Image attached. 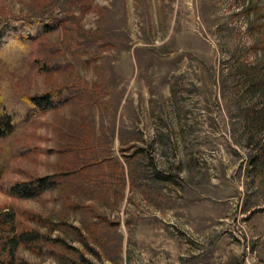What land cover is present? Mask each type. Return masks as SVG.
I'll return each mask as SVG.
<instances>
[{"label":"rangeland","instance_id":"1","mask_svg":"<svg viewBox=\"0 0 264 264\" xmlns=\"http://www.w3.org/2000/svg\"><path fill=\"white\" fill-rule=\"evenodd\" d=\"M0 16L32 39L0 86L67 94L1 124L0 264H264V0H0Z\"/></svg>","mask_w":264,"mask_h":264},{"label":"trees","instance_id":"2","mask_svg":"<svg viewBox=\"0 0 264 264\" xmlns=\"http://www.w3.org/2000/svg\"><path fill=\"white\" fill-rule=\"evenodd\" d=\"M31 33L24 25H16L9 22L5 17L0 16V61L8 69L13 70L18 76L25 72L28 67L27 50L31 44ZM67 101L66 90L62 89L44 98H30L25 95L15 96L11 92L9 85L0 86V138L7 135V132L1 129V124L6 125L9 122L10 127L16 128V125L30 123L40 114L55 109L59 105H64ZM9 120V121H8ZM2 170L0 169V174ZM54 186V182L38 180L25 184L19 189V186L7 190V195L14 198H32L36 197L47 189ZM13 230V228H11ZM38 234H29L21 232L14 234L10 242L14 244H28L38 241Z\"/></svg>","mask_w":264,"mask_h":264}]
</instances>
